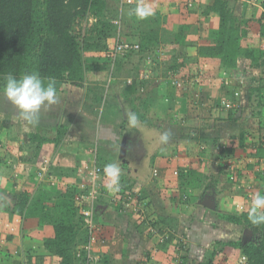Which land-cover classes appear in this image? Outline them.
I'll use <instances>...</instances> for the list:
<instances>
[{"label": "crops", "instance_id": "1", "mask_svg": "<svg viewBox=\"0 0 264 264\" xmlns=\"http://www.w3.org/2000/svg\"><path fill=\"white\" fill-rule=\"evenodd\" d=\"M214 1L108 0L118 11V16H124L130 22L137 17L135 10L138 6L152 10L147 21L159 22L161 47L156 50L161 53L162 62H166L169 53L165 46L175 43L181 29L187 28V44L192 45L194 39L209 38L211 31L219 26L216 13L206 14L207 7ZM256 1L230 0L232 4L249 5L245 15L261 12L262 0ZM133 32L132 25L126 30L118 28L116 36L124 38ZM111 41L114 45V38ZM210 43L200 42L199 46ZM198 47L193 50L196 54ZM139 54L131 56L129 63L123 60L114 65L112 71L111 56L93 55L100 58L95 59L98 67L87 72L80 87L57 92L58 102L42 106L39 122L35 124L21 116L0 92V264H20L23 261L25 264H59L56 256L42 248L40 242L33 241L53 236L52 226L40 224L37 217L25 218L13 208L18 195L23 192L31 196L27 211L37 200L43 202L45 209L52 210L61 196L75 192V189L78 193L83 192L80 186L86 179L80 175L79 168L85 165L89 168L98 165L102 169L95 205V224L99 230L90 243L95 255L93 264H139L147 258L151 264H177L179 261L192 264L204 260L215 248L219 249L222 245L217 241L240 238L230 232L234 228L238 231V226L219 218L218 212L250 209L253 196L264 193V155H257L262 151L263 131L245 128L244 115L241 114L243 105L249 103L251 109L255 105L251 104L252 100L244 99L238 90L234 91L237 89L235 84H222L227 92L220 98L234 100L236 107L232 112L219 111L221 116H210L212 129L203 134L200 117L205 118V115L200 112V117H193L190 110L174 109L181 105L185 95L183 89L187 87L169 84L167 96L170 98L166 97L165 102H159L152 95L147 100L146 95V101L138 103L139 90L147 91L143 87L146 78L142 76L147 67L142 53ZM196 57L195 65L198 66L203 58ZM204 60L211 62L210 59ZM129 75H133L130 77L133 82H123ZM216 103L219 104L214 100V106ZM257 110L261 112L263 109ZM131 112L138 115L139 128L129 127L128 114ZM263 113L259 115L260 121ZM187 114L189 117L186 118ZM232 122H241V130L233 128ZM165 131L170 132L171 138L168 144H161L159 137ZM197 132L200 137H196ZM243 135L246 138L244 148L241 146ZM40 137L47 140L41 142ZM220 145L226 150L234 147V152L224 158L219 153ZM230 161L236 167V180L231 179ZM109 163H118L121 169L118 189L126 182L134 186L135 195L130 199L124 194L120 197L115 186L109 189L112 181L104 171ZM44 166L55 178L54 185L48 180H40L38 172ZM191 175L199 177L200 186L198 189L190 186L185 192L182 176L188 178ZM152 227L161 234L167 233L169 239L159 242V236L151 232ZM244 232L241 237L247 238L249 233L246 229ZM180 236L187 241L185 250L177 247V237ZM147 249L149 257L145 253ZM236 251L226 246L216 256V261L227 254L233 262ZM238 253L237 260H241L243 254ZM185 254L187 257L183 259Z\"/></svg>", "mask_w": 264, "mask_h": 264}, {"label": "trees", "instance_id": "2", "mask_svg": "<svg viewBox=\"0 0 264 264\" xmlns=\"http://www.w3.org/2000/svg\"><path fill=\"white\" fill-rule=\"evenodd\" d=\"M236 7L237 5L232 4L230 0H215L210 7H207V15L210 12L218 15L219 26L211 31L213 36L211 43L198 47L197 55L205 59L218 60L222 70L239 75L241 69L246 68V63L250 68L253 66V68L260 66L264 68V0L261 2V12L258 15L237 14ZM90 20H93L92 25L83 27V23ZM126 20L124 16H118V11L110 6L108 0H0V92L5 76L11 73L20 77L26 72H38L41 77L54 78L57 82V92L72 91L81 86L88 71L98 67L96 60L100 58L93 55L97 53L110 57L116 43L124 39L131 42L138 41L141 46L138 51L140 54L128 51L119 55L120 60L116 61V58L114 63L109 60L112 66L115 63L120 64L123 60L129 63V58L135 54L142 53L143 59L148 52L153 54L156 52L158 55L156 49L161 47L159 22L147 21L130 35L124 38L119 35L117 38L118 28L126 30L132 25ZM186 30L187 28L180 30L174 44L165 46L169 52L167 54L169 59L166 60L168 69L186 64L185 57L188 55L182 48L188 45ZM113 38L114 45L111 41ZM130 74H133L132 70ZM131 76L133 75L127 76L123 82L126 83ZM260 91V88L250 87L247 99L252 100L255 92L261 94ZM263 95L261 94V98L264 97ZM218 103L221 104L220 99ZM219 104L216 103L214 108L223 112L224 109H220ZM262 104L264 105V100ZM228 111L232 112L233 107ZM244 136L241 137L242 148L245 146ZM46 140L40 137L41 142ZM261 142L262 151L257 155L263 156L264 138ZM218 147L221 149L220 156L224 158L230 157V153L234 152V147H229L227 150L221 145ZM191 176H189L191 178L182 176L185 192L190 186L195 189L200 186L199 177ZM123 180L125 181V178ZM82 190L83 192L78 193L75 189V192L71 191L68 195L61 196L54 203L52 210L45 209L41 204L43 202L37 200L30 211L27 209L31 196L23 192L18 195L13 208L25 218L37 217L40 224L52 226L53 236L33 241L40 242L42 248L56 256L59 264H86L85 247L92 236L80 213L81 209L87 206L83 196L88 193V189L82 188ZM117 193H121L120 197L122 194L128 195L127 198L130 199L131 195H135L134 186L126 182ZM97 202L98 199L94 207ZM248 211L249 209L246 208L241 212H218L219 218L246 229L249 236L227 242L217 241L218 245H222L219 249L215 248L204 260H196L192 264H232V259L227 254L216 261V256L219 252H223L226 246L245 255L248 258L246 264H264V225H251ZM176 244L183 250L187 247V243L184 242ZM145 253L147 257L150 256L148 249ZM186 257L187 254L183 259ZM177 264L183 262L179 261Z\"/></svg>", "mask_w": 264, "mask_h": 264}, {"label": "rangeland", "instance_id": "3", "mask_svg": "<svg viewBox=\"0 0 264 264\" xmlns=\"http://www.w3.org/2000/svg\"><path fill=\"white\" fill-rule=\"evenodd\" d=\"M256 2L258 3L259 0H257ZM144 7H146V6H144ZM236 9H237L236 10L237 14L242 15L245 11H249V5H245V3L244 4L239 3L237 5ZM247 14H251V12H248ZM147 19H148L147 16L144 18H141L137 15L136 18H133V20L130 24H132L133 29L136 30L140 27V25L146 24ZM92 23H93V20H90L88 22H84L83 27H89L92 25ZM163 25H165V24H163ZM193 29L197 30V27H194ZM211 38H213L212 33H210L209 38L207 36L205 37V39H207V40L203 39L201 41L200 40L196 41V39H194L192 41V42H194V43H192V45L190 43L186 47H182L187 51L188 56L185 57V59H186V64L189 65L188 66L189 72L193 73V75L190 74V77H186L187 74H184L182 76L183 78H185L184 80H187V78L192 79L193 77L197 76L196 70H195L196 66H194L197 62V59H196L197 54L194 52L195 48L199 46L200 42L211 41ZM160 54L157 55L156 52L154 54L152 53V58L156 61V64L154 65L153 70L149 72L148 78L144 79L146 83H145V85L143 84L144 85L143 87H146L147 91L142 92L143 88H141V90H139L140 92H138L139 95L137 96V99H136L138 101V103L139 102L142 103V102L146 101L145 100L146 95H147V100L149 98V95H152V96L157 97L159 99V102H161V103L165 102L166 97L170 98V96H167V94L169 95V93H168V91H169L168 87H170L169 84H171L172 86H175V85H173L171 83V81L169 82L167 79V78H169V77H167V74H166L168 71V66H167L166 62H160L159 61ZM169 56H170V54H169ZM120 58H121V56H118L116 61L120 60ZM168 59L169 58H166V60H168ZM203 59H201L202 62L199 63V65L204 66V71L202 74L198 73L197 82L194 84L193 83H188V84L185 83L184 85H183V83H184L183 82L182 85L179 86V88L180 87H182V88L187 87V88L183 89V90H185V95L183 96V99L181 100V103H180L181 105L178 107L175 106L174 109H176V110H180V109L190 110L193 117L194 116L200 117L201 114L205 115V118L203 116L200 117L201 124H202V128L200 127V129L203 131V134H206V132L208 130L212 129L211 126H213V121L210 118V116H212V117H214L215 115L221 116L219 110L214 108V100L217 102L219 99L222 101V99L224 98V97L223 98H220V97L222 95H225L227 92L226 87H224L222 85V84H224V79L226 78L227 75L226 74L224 75L225 70H222L221 66H219V62H217L218 60L215 61L213 59V60H211V62L210 61L207 62L205 60L203 61ZM241 63L244 64V62H241ZM115 65H116V63H115ZM245 66H246L245 69H241V71H243L245 73V79L243 80V82L240 81L239 78H235V77H238V75L234 74L235 77L232 76L234 79V84L237 87V89H234V91L238 90V93H240V95L244 99H247V96L249 97L250 87L255 86V87L261 89L260 93L263 95L264 94V68H262L261 66L259 68H253L254 67L253 65H252L253 67L250 68L247 63L245 64ZM113 68H114V66H111V71L113 70ZM247 73H248V75H247ZM188 82H190V81H188ZM157 90L159 92H157ZM261 94H257L255 92V94H254L255 97L253 96L254 99H252V102H251V104L253 106L254 105L255 106L252 107L253 109H251L249 103H248V105H245V106L243 105L241 114L244 115L242 122H243L245 128L248 127L249 129L252 128L253 130H256L257 128H259L263 131V135H264V122L262 121V123H263L262 124L260 122V120L258 119L259 115H262L263 110H264V105L262 104L264 97L261 98ZM257 95L260 96V98L257 97ZM139 98H141V99H139ZM245 101L247 102V100H244V102ZM169 102H170V100H169ZM219 107H220V104H219ZM258 108L260 110L261 109H263V110L260 112L259 110H257ZM244 109H246V111ZM200 112H201V114H200ZM251 113L252 114L254 113L253 116H257V117H253V116L251 117L250 116ZM255 113H257V115H255ZM187 116L189 117V114L186 115V118H187ZM263 120H264V118H263ZM240 124H241V122L238 124L232 122V124H230V125L233 126V128H235L237 130H238V128L241 130ZM253 133H257V131H254ZM195 134H197L196 137H200V134L198 132ZM227 136H229V134H227ZM253 138H255V136ZM193 142L195 143V142H197V140H195ZM242 153H243L242 155H244V152H242ZM262 166L264 168V162H263ZM233 167H235V166H233ZM184 194L187 195L186 193H184ZM234 229H232L230 231V232H232V235L238 236V237L245 235L244 229H242L240 226H238V228H237L238 231H235ZM183 242L186 244L187 243L186 239ZM178 249H180V248H178ZM180 253H182V252H180ZM236 253H238V252L236 251ZM236 253L235 252L233 253L234 260H233L232 264H246V263L241 262V260H237L239 254H236Z\"/></svg>", "mask_w": 264, "mask_h": 264}, {"label": "clouds", "instance_id": "4", "mask_svg": "<svg viewBox=\"0 0 264 264\" xmlns=\"http://www.w3.org/2000/svg\"><path fill=\"white\" fill-rule=\"evenodd\" d=\"M136 14L144 18L151 14L148 7L138 6ZM56 80L48 77L44 78L38 72H26L20 77L9 73L4 77L2 91L7 99L13 104L26 120L31 123L39 122V113L44 105H54L58 102ZM130 128H139V117L135 112L128 114ZM171 138L169 131L163 132L159 141L161 144H168ZM105 174L112 181L108 185L111 190L114 186L118 189V179L120 167L118 163H109L105 166ZM248 220L253 226L264 225V193L253 196L251 207L248 211Z\"/></svg>", "mask_w": 264, "mask_h": 264}, {"label": "built area", "instance_id": "5", "mask_svg": "<svg viewBox=\"0 0 264 264\" xmlns=\"http://www.w3.org/2000/svg\"><path fill=\"white\" fill-rule=\"evenodd\" d=\"M140 50V45L139 43H132V42H129V41H121L120 42H117L115 47H114V50L111 54V61L114 63L115 59L119 56V55H122V54H125L127 53L128 51H139ZM145 59V66L147 67L146 71L143 72L142 76L143 78H148V74L150 71L153 70V67L154 65L156 64V61L152 58V53L151 52H148L147 55H146V58ZM161 56L159 57V61H161ZM196 70V77H193L192 79L191 78H187V80H184L185 78H183L182 76L184 74H187L186 77H190V74L193 75V73L189 72V67L187 65H183V66H180V67H177L175 69H168V77L171 81V83L177 87L181 86L182 83L183 85L185 83H196L197 82V79H198V73L202 74L203 71H204V66L203 65H198L196 66L195 68ZM146 72V73H145ZM152 73V72H151ZM227 75L226 78L224 79V86H230V85H233L234 84V79L233 77L234 74H232L230 71H225L224 72V75ZM233 76V77H232ZM235 78H239L240 81L243 82V80L245 79V73L242 71L238 77H235ZM190 81V82H188ZM133 82V79H128V83H132ZM232 107H236V103H234L231 99H227V98H223L222 101H221V104H220V109H224V110H228ZM264 118V114H263V117ZM264 122V120H263ZM231 165H230V168L233 170V173L231 174V179L233 180H236L237 179V174L235 172L236 170V167H233L234 165H232L231 161L229 162ZM79 172H80V175L81 176H84L86 181H84L82 183V188H87L88 189V193L85 194L83 197L84 199L86 200L87 202V206L84 207L82 209V215L84 217V223H85V226L87 228H89L90 230V233H91V238L93 240H95V234L97 233V231L99 230V228L97 227V225L95 224V207H94V204L96 202V200L98 199V196H99V179L101 177V173H102V169L100 166L98 165H95L94 167L92 168H89V166H83V167H80L79 168ZM176 174H178V171L175 172ZM38 175H39V178L40 180H48L51 184H55L56 183V180L55 178L49 173V170H48V167L47 166H44V167H41L39 169V172H38ZM85 185H87L88 187H86ZM241 208H243V206H241ZM151 232L152 234H155L157 235V237L159 236V239L158 241L159 242H165L169 239V235L167 233H159L158 230L154 227H152L151 229ZM181 237V236H180ZM184 241V238L181 237V238H177V242L176 243H180V242H183ZM91 241L89 242V244L85 247L86 249V264H93L92 263V260L95 258L93 252L91 251ZM248 261V258L245 256V255H242L241 257V262L243 263H247ZM24 262V261H23ZM23 262H21L20 264H24ZM139 264H151V261L150 260H147L145 259L144 261H140Z\"/></svg>", "mask_w": 264, "mask_h": 264}, {"label": "water", "instance_id": "6", "mask_svg": "<svg viewBox=\"0 0 264 264\" xmlns=\"http://www.w3.org/2000/svg\"><path fill=\"white\" fill-rule=\"evenodd\" d=\"M211 200H213V199H211ZM207 206H208V207H211L210 204H207ZM211 208H213V207H211Z\"/></svg>", "mask_w": 264, "mask_h": 264}, {"label": "flooded vegetation", "instance_id": "7", "mask_svg": "<svg viewBox=\"0 0 264 264\" xmlns=\"http://www.w3.org/2000/svg\"><path fill=\"white\" fill-rule=\"evenodd\" d=\"M206 200V199H205Z\"/></svg>", "mask_w": 264, "mask_h": 264}]
</instances>
